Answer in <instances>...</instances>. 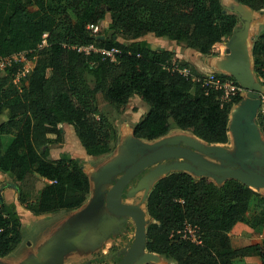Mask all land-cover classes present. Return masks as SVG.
<instances>
[{
    "label": "trees",
    "instance_id": "trees-1",
    "mask_svg": "<svg viewBox=\"0 0 264 264\" xmlns=\"http://www.w3.org/2000/svg\"><path fill=\"white\" fill-rule=\"evenodd\" d=\"M232 1L255 11L264 8V0ZM227 8L224 0H0V56L29 51L28 57L35 58L21 86L13 81L19 62L0 70V114L8 111L0 121V171L18 182V201L35 215L84 204L91 177L81 160L65 154L49 158L47 148L62 141L61 125L69 124L88 155L110 150L116 129L100 110L99 95L114 108L135 95L147 104L133 127L136 138L165 136L173 121L208 143H226L229 113L243 99L241 93L222 101L220 90L203 84V73L180 63L173 51L154 49L140 38L152 32L210 55L214 44L224 42L238 25V14ZM106 18L108 26L98 34L87 29ZM44 33L46 44L38 47ZM88 44L119 52L112 61L99 52L77 50ZM251 54L255 73L264 81V30ZM172 62L188 73L173 69ZM258 119L264 127V102ZM3 134L11 135L6 146ZM34 176L44 183L29 200L27 181ZM255 195L235 179L216 183L186 171L169 172L146 198L145 248L164 258V264H245L244 258L252 255L264 264V238L233 247L229 235L239 222L264 228V197L259 210L246 215ZM185 224L198 228L200 243L177 233ZM22 236L15 208L0 202V257Z\"/></svg>",
    "mask_w": 264,
    "mask_h": 264
},
{
    "label": "water",
    "instance_id": "water-1",
    "mask_svg": "<svg viewBox=\"0 0 264 264\" xmlns=\"http://www.w3.org/2000/svg\"><path fill=\"white\" fill-rule=\"evenodd\" d=\"M227 9L238 14L239 22L225 43V55L222 58H213L212 61L216 69L225 75H231L243 88V99L235 104L229 113L228 133L232 136V142L234 140L235 150H228L224 143H208L195 135L193 137L187 134H166L153 140L136 138L132 128L130 138L123 142L125 148L128 142H134L131 145L132 158L89 174L91 180H94L93 195L70 219V231H73L82 222L92 218L103 203L113 214L132 218L135 224L134 240L121 260L113 264H164L161 256L145 248L148 221L145 210L137 204L121 201L127 183L147 167L155 164L138 180L139 185L141 182L144 184L146 191L149 189L150 180L172 171H186L194 177L207 176L216 183L231 178L253 190L264 189V173L259 169L264 168V143L255 123L257 111L262 103L264 86L257 81L252 71L253 62L249 61L254 35H249L248 29L253 22V10L233 1L230 4L228 2ZM241 12L243 14H240ZM146 150L148 152L144 154ZM236 165L239 167L235 168ZM114 177L117 179L112 183ZM100 185L105 187V196L101 199L98 198V189L102 188ZM12 186L16 188L15 184ZM104 222L109 225L105 235L115 220L104 218ZM73 246L68 233L65 232L63 238L52 247L48 264H54L55 261L59 264L62 256L74 249Z\"/></svg>",
    "mask_w": 264,
    "mask_h": 264
},
{
    "label": "rangeland",
    "instance_id": "rangeland-1",
    "mask_svg": "<svg viewBox=\"0 0 264 264\" xmlns=\"http://www.w3.org/2000/svg\"><path fill=\"white\" fill-rule=\"evenodd\" d=\"M224 1L225 4L227 3V5L228 2L229 4L231 3L230 0ZM252 12L253 22L248 29V34L250 33L249 35H254L255 40L257 35L264 30V9ZM240 14H243V12H241ZM108 22V18L102 21V29L108 26ZM169 45L175 47V52H180V63L189 64L190 66L194 67L199 73L206 74L211 71L208 70V57H203L200 53L197 52V50L192 49L185 53L180 49L181 47L185 50L183 44L178 43L176 41L170 42L168 39L165 38L163 40L154 39L151 41V47L154 49L170 48ZM213 48L214 54H218V51L221 52L222 55L225 54L223 46H221L220 48ZM34 61L35 58H29L28 56L26 60H22L21 58L19 63L20 67L25 68V75L20 76V78L16 82L17 85L21 86L26 82V76L34 66ZM249 61L251 63L253 62L252 55H250ZM177 63L179 65V62ZM252 71L253 73H255L254 66ZM214 72L218 73L216 71ZM255 76L257 81L264 86V81H262V78L257 76L256 73ZM261 101L262 103L257 111L258 115L262 110V104L264 102V92L261 94ZM98 105L100 110L106 113V115L109 117L116 129V139L110 143V150L100 155H88L83 149V147L80 145V143L77 141L74 132H72V127L68 125L65 126L64 131L62 133V141L60 143L48 145V148L52 153L50 154L49 152V156L56 157L62 152L68 158H78L81 160L82 167L85 172L91 174L94 171H100L104 169L110 164H117L118 162L124 161L130 155H132L131 145L134 142H132V140L128 142L126 148L124 147V143L127 141V139L130 138V133L135 123L138 122L147 112V104L135 95L129 98L124 106L114 108L109 105L101 95H99ZM255 121L256 123L258 122L262 141L264 143V127L259 122V119H256ZM171 125L172 127L168 133L169 136L177 134H187L193 136L190 131L182 130L176 127L173 121H171ZM226 143L232 145V136L230 133H228V140ZM148 171V169L144 170L145 174ZM158 177H155L148 182L149 189L147 191L144 189V184L142 182L140 183V185L137 182L135 188L133 190H130V194L132 195H128L134 196L133 199L130 198V201L141 203L142 208L145 210V216L147 219L148 213L146 210V197ZM10 181L7 184L8 190H16L15 187L11 185L13 183L16 186V183L18 184V182L14 180L13 176H11ZM28 181L27 184L31 186V192H29V200H33L36 196L37 190L42 187L44 180L34 176L31 177ZM0 182L2 181L0 180ZM99 187L101 188L103 187V185H100ZM254 191L256 192V195L252 199L251 205H260L261 197H264V189H254ZM93 192L94 180H91L90 189L87 194L86 201L93 195ZM81 207L73 210L61 209L53 213L35 215L31 213L23 204L20 203V208H18L19 210H16V212L20 218L23 236L20 243L16 245L11 252H9L5 257H0V264H48L50 256L49 254L52 247L63 238L65 232L68 233V237L70 239L71 245H74V249L64 254L59 264H81L86 260L101 257V253H103V250L106 251V246L109 244V239L106 237L109 235L111 227L109 231L104 235V233L109 228V225L104 222V218L106 219V217L109 216L106 214L105 211L100 210L92 218L82 222L75 230L70 231V219L76 213H78L80 209H82ZM116 223L117 222H115L114 224ZM253 263L254 262L251 261L250 264ZM54 264H56V261L54 262Z\"/></svg>",
    "mask_w": 264,
    "mask_h": 264
},
{
    "label": "crops",
    "instance_id": "crops-1",
    "mask_svg": "<svg viewBox=\"0 0 264 264\" xmlns=\"http://www.w3.org/2000/svg\"><path fill=\"white\" fill-rule=\"evenodd\" d=\"M253 11H255V10H253ZM164 38L168 39L170 42L175 41V40L170 39V38H168L166 36H155L152 32H149V33L145 34L140 39H143V40L147 41L150 44V46H151V41L152 40H154V39L163 40ZM227 39L224 42H219V43L214 44L213 47H219L220 48L221 46H223L224 53H225V48H226L225 43H226ZM220 43H222V44H220ZM169 46H170V48H166V49H169V50L173 51L174 52V56L177 57V58H180V55H179L180 52H178V53L175 52V47H173L172 45H169ZM180 49H181V51H184L185 53H187V51H189V50H192L191 48H187V47H185V50H184V48H181V47H180ZM212 51H214V48L212 49ZM224 55H222L221 52H219V51H218V54H214L212 52V54L207 55V57H208L207 58L208 59V61H207L208 70L216 71V72H218V74L225 75L224 73L220 72L218 69H216L213 66V61H212L213 58H222ZM203 57H206V56H203ZM7 118H8V111L5 110L2 114H0V121L1 120L5 121ZM68 125L69 124L61 125L62 133L64 131L65 126H68ZM70 126L72 127V125H70ZM72 132H74L73 131V127H72ZM49 136L53 137L54 134H49ZM10 138H11V135L3 134L1 136L2 144L4 146H6L8 144V142H9ZM58 143H60V142H58ZM47 149H48V157L49 158L56 159V158H59L61 155H63V153L61 152L56 157L49 156V152H50V154H52V153H51L49 148H47ZM11 176L12 175L9 176L8 173H3V172L0 171V180L2 181V182H0V202L4 203L6 205H11V206H13L15 208V210L18 211L19 210L18 208H20V203H19L18 198H17V190L12 189L11 191H9L8 190V186H7L8 182L11 179ZM40 179H42V178H40ZM254 197L255 196H252L251 199L249 200L248 208H247V211H246V215L248 217H250L252 214H254L260 208V205H258V204L256 206L251 205L252 199ZM22 222H23V220H22ZM229 235H230L231 244H232L233 247H242V246H245V245H248V244H254V243L260 242L264 238V228H262V227L251 228L249 225H247V224H245L243 222H239V223L234 225V227L231 229ZM244 260H245V264H250L251 261L254 262L253 264H258L259 263V257L257 255L246 256L244 258Z\"/></svg>",
    "mask_w": 264,
    "mask_h": 264
},
{
    "label": "built area",
    "instance_id": "built-area-1",
    "mask_svg": "<svg viewBox=\"0 0 264 264\" xmlns=\"http://www.w3.org/2000/svg\"><path fill=\"white\" fill-rule=\"evenodd\" d=\"M101 28L102 25L99 23H90L87 25V29L91 31L93 34H98ZM46 35H47L46 33L43 34L42 41L38 45V47H42L43 45L46 44V40H45ZM77 50L83 51L85 53H89L90 51L99 52L100 54L108 57L112 61L115 60L116 54L119 52L118 48L116 47H111V48L96 47L93 44L78 46ZM27 53H29V51H22L4 57L0 56V70H3L6 66H9L14 62H20L21 58L22 60H26L28 56ZM172 67L173 69H178L184 74L188 73V71L185 68L180 70L177 63L172 62ZM22 75H25V68L18 67L13 81L16 83L17 80ZM202 82L206 86H210L216 90H220L222 101H225L232 95L241 93L243 91V88L236 80H233L226 75L215 73L214 71H210L209 73L204 74V77L202 78ZM177 233L180 234L182 238L190 240L191 242L194 243L201 242L198 228L194 225L185 224V226L182 229H179Z\"/></svg>",
    "mask_w": 264,
    "mask_h": 264
},
{
    "label": "flooded vegetation",
    "instance_id": "flooded-vegetation-1",
    "mask_svg": "<svg viewBox=\"0 0 264 264\" xmlns=\"http://www.w3.org/2000/svg\"><path fill=\"white\" fill-rule=\"evenodd\" d=\"M256 119H258V114L256 116ZM255 123H256V121H255ZM256 124L258 125V122ZM224 145L228 150H233V149L235 150L234 140L232 142V145L227 144V143H224ZM147 152H148L147 150L144 151V154H146ZM130 158H132V155H130L125 161L129 160ZM154 165L147 167L144 170H147V169L150 170L152 167H154ZM234 167L237 168L239 166L236 165ZM259 169L261 170V172L264 173L263 167H261ZM144 170L139 172L136 176H134L127 183V185L125 186V188L122 192V195H121V201L122 202L128 203V204H137V205L141 206V203L130 201L131 199L134 198V196H128V195H132V194H130V190H133L135 188L138 180L141 178V175L143 176V174H145ZM116 179H117V177L113 178L112 183L115 182ZM104 189H105V187L98 189V193H99L98 198L99 199L104 198V196H105V192H104L105 190ZM100 210L105 211L106 214L109 216V217H106V219L112 218L117 223L111 226V230L109 232V235L106 237L109 239V244L106 246V248H107V249H105L106 251L103 250V253H101L102 254L101 257L86 260L83 263H87V262H90V264H113V263H116L119 260H121L126 249L129 247V245L134 240L135 224H134V221L132 220L131 217L119 216V215L113 214L108 209H106L104 203L100 206L98 211H100ZM3 257H5V256H3ZM91 261H93V262H91ZM83 263H81V264H83Z\"/></svg>",
    "mask_w": 264,
    "mask_h": 264
}]
</instances>
